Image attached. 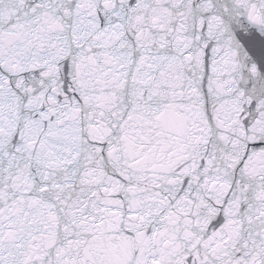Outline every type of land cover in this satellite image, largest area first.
Here are the masks:
<instances>
[{
  "label": "snow or ice",
  "instance_id": "snow-or-ice-1",
  "mask_svg": "<svg viewBox=\"0 0 264 264\" xmlns=\"http://www.w3.org/2000/svg\"><path fill=\"white\" fill-rule=\"evenodd\" d=\"M0 264H264V0H0Z\"/></svg>",
  "mask_w": 264,
  "mask_h": 264
}]
</instances>
